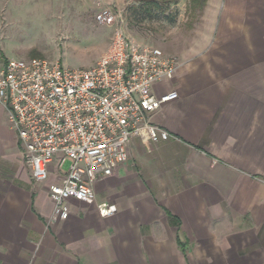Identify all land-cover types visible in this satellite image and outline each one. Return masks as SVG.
I'll return each mask as SVG.
<instances>
[{"label": "crops", "instance_id": "0c3cea01", "mask_svg": "<svg viewBox=\"0 0 264 264\" xmlns=\"http://www.w3.org/2000/svg\"><path fill=\"white\" fill-rule=\"evenodd\" d=\"M202 20L155 85L179 94L151 117L170 138L132 137L68 219L0 104V264H264V0H207ZM103 201L118 211L102 217Z\"/></svg>", "mask_w": 264, "mask_h": 264}, {"label": "built area", "instance_id": "2783aa9c", "mask_svg": "<svg viewBox=\"0 0 264 264\" xmlns=\"http://www.w3.org/2000/svg\"><path fill=\"white\" fill-rule=\"evenodd\" d=\"M94 18L117 26L109 48L90 67L70 68L38 56H0V104L33 179L43 183L51 174L56 177L48 186L56 219H68L72 199L94 202V183L127 161L132 137L168 140L170 133L151 117L179 97L177 90L155 91L157 83L175 78L176 54L130 39L124 13L113 5L98 8ZM97 209L102 217L118 211L108 201Z\"/></svg>", "mask_w": 264, "mask_h": 264}, {"label": "rangeland", "instance_id": "374dc122", "mask_svg": "<svg viewBox=\"0 0 264 264\" xmlns=\"http://www.w3.org/2000/svg\"><path fill=\"white\" fill-rule=\"evenodd\" d=\"M139 0H0V56L12 59L44 57L66 67H90L111 44L116 24L95 21V12L111 3L125 16L124 30L139 44L160 47L176 54L193 40L203 26V12L178 0L172 10L177 20L159 17L134 22L129 7ZM69 162L63 166L66 170ZM29 168V167H28ZM29 176L33 184L36 181Z\"/></svg>", "mask_w": 264, "mask_h": 264}, {"label": "trees", "instance_id": "16d2710c", "mask_svg": "<svg viewBox=\"0 0 264 264\" xmlns=\"http://www.w3.org/2000/svg\"><path fill=\"white\" fill-rule=\"evenodd\" d=\"M207 0H190V8L199 9L202 13ZM178 0H139L129 7V18L132 23L143 20H154L163 17L169 23L177 20L176 12L172 10Z\"/></svg>", "mask_w": 264, "mask_h": 264}]
</instances>
